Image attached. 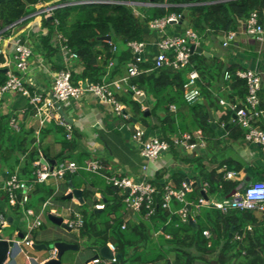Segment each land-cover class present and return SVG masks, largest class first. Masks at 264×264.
<instances>
[{
    "label": "trees",
    "instance_id": "obj_1",
    "mask_svg": "<svg viewBox=\"0 0 264 264\" xmlns=\"http://www.w3.org/2000/svg\"><path fill=\"white\" fill-rule=\"evenodd\" d=\"M50 0H0V32L7 34L10 25L23 20L37 10V5ZM59 0L56 3L65 2ZM115 3L79 4L60 7L54 10L51 17L43 16V25L48 32L42 37L50 60L56 53L52 43V35L58 31L63 36V43L78 55L83 64L80 74H72L75 81L82 79L91 83L115 79L122 75L120 67L126 61L134 60L142 70L153 67V61H139L129 43L143 41L148 22L152 18H161L170 14L184 15L187 25L206 36L208 31L214 34H224L238 28L240 20L248 19L253 12H257L260 21L264 23V0H117ZM129 1L138 3H155L153 6H136L142 13L137 15L135 7ZM111 34L117 39L113 43L101 40L100 37ZM116 47V50L113 49ZM118 63H115V60ZM5 55L0 51V86L7 78ZM112 62V71H108ZM197 70L200 74V99L189 103L184 97L185 75L188 70ZM237 65H224L212 57L197 52L191 55V64L185 69H174L164 66L151 71H142L128 78V98L117 96L120 101L131 106L133 117L137 118L146 128L151 127L148 118L153 115L159 120L153 128L162 133V138L172 143L171 137L194 129H201L208 143L209 153H220L223 139L218 129L225 124L230 137L244 138L245 130L232 120L233 112L225 110L220 122L214 127L210 120L208 107L221 110L220 97L236 102L244 100L248 89L246 81L236 75ZM226 71L231 77L224 78ZM215 81H223L229 90L226 95H215L213 87ZM133 87L142 90L154 99L150 115H145L141 103L134 99ZM262 97V96H261ZM263 99V98H262ZM207 102V104L204 103ZM174 104L176 111L171 109ZM264 107V104L262 103ZM128 122L131 118L124 117ZM0 131L4 140L8 139V147H0L1 159L14 160L15 164L22 159L16 153L23 155L22 173L29 172L33 178V163L38 158V148L52 162L54 159L69 157L65 152H73L77 147L78 135L67 137L64 126L53 124L41 131V141L37 143L33 129L21 128L13 130L8 117H0ZM55 131L62 151L51 159L42 148V139L48 132ZM175 148V146L173 145ZM79 155V154H78ZM79 157V156H78ZM196 171L192 191L186 194L188 200L196 201L203 195V186L208 183L207 194L226 197L231 194L242 181L227 179L228 169L219 171L223 164H233L230 158L224 159L214 169H207L204 158L193 156ZM79 164L82 160H77ZM106 164L105 160L101 159ZM107 165V164H106ZM81 174L80 182H73L78 188H83L85 203L81 206L84 225L79 231L78 239L90 249L99 252L108 243L115 246L116 252L122 254L119 264H216L209 256L216 255L217 264H264V211L257 215L255 210H231L222 213L220 210L204 207L196 215L198 229L195 230L188 222L181 221L178 211L182 206L174 199L170 209L161 210L156 203L155 213L147 216L144 208L136 216H131L126 208L120 190L109 184L99 175L87 171L66 175L68 179ZM162 175L157 174L154 183L161 189L164 181ZM186 179L182 173L172 176L173 186L180 188ZM200 181V183L198 182ZM95 188L97 189L95 191ZM95 192L107 200V207L103 211H95V207L88 204L99 202L95 200ZM32 195L39 196L41 202L54 196L63 201V194L54 193L53 187L45 183L35 186ZM161 197L159 196V200ZM102 201V200H101ZM83 208V209H82ZM20 211L19 207H16ZM1 212V208H0ZM170 217V221L166 219ZM126 228L123 229V224ZM234 227L233 232L231 228ZM209 230L211 237L207 238L204 231ZM239 236V237H238Z\"/></svg>",
    "mask_w": 264,
    "mask_h": 264
},
{
    "label": "crops",
    "instance_id": "obj_2",
    "mask_svg": "<svg viewBox=\"0 0 264 264\" xmlns=\"http://www.w3.org/2000/svg\"><path fill=\"white\" fill-rule=\"evenodd\" d=\"M58 1L59 0H50L48 2L40 3L36 6L37 10L41 9L42 6L46 4H52ZM142 5L153 6L156 4L139 3L137 6ZM135 13L137 15L141 14V8L138 9L135 7ZM42 18V15H34L32 13L18 22L9 30L7 34L0 32V51L6 57V62L3 64V66L7 67L6 69L12 71L15 70V64L12 58V37L16 35L21 36L33 49V55L29 61V70L26 75V79H28L27 88L29 95L23 93L7 94L1 110V116L9 118L13 113L24 110L25 112L23 114V118L21 119V128L33 129L34 131H36L39 126L40 116L36 114L34 107L30 104V96L35 93L48 95L52 89L54 76L61 69L70 70L74 75L80 74L83 70V64L79 58L71 56V51L63 43V36L58 31L54 32L52 35V43L56 48V53L50 60L47 50L42 43V37L48 32V28L43 25ZM246 21V19L240 20L236 30L225 32L221 35L214 34L212 31H208L206 36H201L199 34L201 37L199 46L203 47L204 51L207 52V57L217 59V61L223 63L224 65L233 64L237 65L238 69L251 68L258 71L262 76V89L260 91L262 106V103L264 104V37H259L247 32ZM187 28L191 27L187 25L185 19L183 23H170L166 28V33L168 35H182ZM145 31V37L141 42H144L146 45L141 54V58L142 61H153L158 51L157 42L160 38V34L151 29L149 25L146 27ZM230 32L234 33V37L229 41V45L225 46L224 41L227 39ZM133 62L134 60L126 61V63L120 67V70L123 72L122 75H116L115 79L104 80L120 81L121 87L116 88L117 96L128 98V79H123L127 77L128 67ZM115 63H118L117 59L115 60ZM112 70V62H110L108 71L111 72ZM189 72L190 70L185 73L187 79ZM76 82L79 84L90 83V81L82 79H78ZM228 91L229 90L225 87L223 81H215L213 87L215 95L224 96L228 93ZM143 93L145 94V92ZM225 97L221 96L220 98L230 101ZM133 98L136 99L135 96H133ZM120 102L126 106L125 111H127V115H132L131 106L122 101ZM60 103L69 119H72V123H70L62 118L65 123L62 126L65 127L67 132L70 130L72 134L76 133L78 135L76 149L73 152H65V155L69 157H66L63 160L68 159L78 162L77 160L79 159L82 160L81 164H84L86 161L93 159H103L105 160L107 164L106 166L110 172L121 176H128L134 180L144 178L154 180L156 179L157 174H161L162 177L160 181H172V176L175 173H182L186 177L185 180L194 182L195 178L199 175V172L196 171L194 162L191 160L193 156L204 158L203 161L209 170L218 167L219 163L224 159L230 158L234 161L233 164H223L224 166L219 168V171H223L225 169H228L227 171H236L237 176L233 180L245 181L246 179H249L247 185L251 182L264 180V152L262 148L258 144L247 142L245 137L241 139L230 137L229 132L224 128V123H222V127L218 129V134L223 139V143L221 145L222 148L226 147V149L223 148L220 153L208 152V143L203 135V140L205 142L204 146H200L195 150L172 147L170 150L164 151L155 161L149 162L147 168L144 169L143 167L147 164V162L140 154V145L133 138L137 127L133 121H126L122 116H119L111 106L100 102L92 95H85L80 99H68ZM140 103L143 110L148 108L150 111L153 107L154 99L150 95L146 94L145 102ZM221 106V110L211 108L215 117V124L220 122V118L224 115L225 110H227L226 106ZM262 109L264 111L263 106ZM148 120L152 125L144 130L145 137H161V131L157 128H153L155 124L159 123L158 118L151 115ZM232 120H234L233 115ZM53 124L57 123L52 120L42 129ZM258 125L264 128V112L258 121ZM197 130L201 129H194L191 132H195ZM1 134L2 133L0 131V147L6 148L9 144L8 139L4 140ZM42 148L48 153L51 159L62 151V145L58 142V136L55 131L48 132L43 136ZM16 153H18L22 159L19 164H15L13 159L9 161L2 160V153L0 151V213H4L8 220L7 226L0 230V236L4 239L13 240L16 244L11 248L8 258L4 264L26 263V257L21 250L23 246L18 243V241L24 237L26 231V221L24 220L22 213L16 209V207L9 205L8 197L3 190L4 182L8 178L9 173L17 172L25 179L31 178L27 176L29 175V172L27 174L22 173L24 158L18 151ZM54 161L55 164L61 162L62 160L54 159ZM33 170L34 169H32V173ZM81 179H83V176L78 174L73 176L71 179H68L66 176L57 179L51 178L46 184L53 187L55 195L59 193L66 195L70 192L71 185L77 187L74 183L80 182ZM96 190L97 189H95V191ZM229 196H231V194L226 197ZM215 197L217 199L226 198L221 196ZM95 200H98L99 202L94 204L90 203L88 205L95 208H102L106 204L108 205L107 200L105 201L104 198L102 199V195L99 192H95ZM47 201L48 207L43 214V225L34 234L36 246L34 245L32 249H29L30 253L38 257L40 261H43L47 257V252L43 250L41 246L46 244L47 241L60 239L68 242L83 244L78 239L79 232L72 229L71 231H68L67 229L58 226L67 232L64 235V233L62 234L58 230L54 229V226L57 225L49 219V214L68 218L73 210L81 212L82 204L75 198L67 200L63 198V201H61L56 199L54 196L49 197L44 202ZM44 202L39 200V196L31 195L28 206L32 207L36 212H40L43 208ZM261 212L262 211H256L257 215H260ZM129 213L131 216H136V214L131 211H129ZM46 218L48 222L46 221ZM37 245L40 246L39 249L37 248ZM98 253L99 252L90 249L88 246L87 250L82 254L79 252H69L66 254L65 262L67 263L65 264H84L87 259L94 257Z\"/></svg>",
    "mask_w": 264,
    "mask_h": 264
},
{
    "label": "built area",
    "instance_id": "obj_3",
    "mask_svg": "<svg viewBox=\"0 0 264 264\" xmlns=\"http://www.w3.org/2000/svg\"><path fill=\"white\" fill-rule=\"evenodd\" d=\"M115 3L117 0H67L61 3H52L42 6L41 9L35 11L34 15H42L51 17L54 10L60 7L79 5V4H94V3ZM129 4L136 7L139 3L129 1ZM151 4V3H150ZM135 9V8H134ZM180 14H170L161 18H152L148 25L154 31L160 34L157 42V54L153 59V67L142 70L134 61L128 67L127 80L131 76H135L142 71H151L154 68L169 66L174 69H185L191 64L192 51L190 44H200L201 37L197 31L192 28H187L182 35H168L166 28L170 23H177L181 19ZM21 21V20H20ZM18 21V22H20ZM17 22V23H18ZM17 23L10 25L7 28H13ZM247 32L264 37V23L260 21L257 12H253L246 21ZM234 37V33L230 32L224 45H229V41ZM12 58L15 64V70H8V78L6 82L0 86V117L3 108L4 100L9 93H23L28 94L26 75L29 70V61L33 55L32 47L24 41V39L16 35L12 37ZM113 42L110 41V44ZM133 52L138 55L137 59L142 61L141 54L144 51V42L129 43ZM116 50V47L113 46ZM71 56L78 58V55L71 52ZM236 75L246 81L247 95L244 100L236 102L220 99V104L227 107L234 114L238 124L245 130V140L250 143L258 144L264 152V128L258 125V121L263 115L261 106L260 91L262 89L261 74L251 68L238 69ZM231 77L229 71H226L224 78L227 80ZM200 74L193 69L188 74V79L184 84V97L187 102L195 103L200 99L201 89L199 85ZM120 81H103L100 83H77L70 70L61 69L54 76L52 89L48 95L35 93L30 96V104L34 107L39 118V126L34 135L37 143L41 141V131L48 122L54 120L59 125H64V121L55 100L63 102L68 99H80L85 95H92L100 102L107 104L119 115L128 117L124 112L126 106L123 105L116 95V88H120ZM135 94H142V90L135 87L132 88ZM172 110H176V106L172 104ZM24 110L15 112L9 117V125L15 131L21 130V119L23 118ZM67 137L72 138L70 130L67 132ZM134 140L140 145V154L146 160L147 168L149 162H153L164 152L170 150L173 145L177 148L187 150H195L200 146H204L203 133L201 130L195 132H185L181 135H173L171 137L172 143L161 137L146 138L145 132L136 127L133 135ZM38 158L33 163V178L25 179L17 172L9 173L5 180L3 190L8 197V203L12 207H19L24 220L26 221V231L24 237L18 241L23 246L22 252L26 257L25 264H41L38 257L30 253L35 245L34 234L43 225V214L48 207V201L43 203V208L40 212H36L28 204L35 186L39 183H48L51 178H63L66 175L76 174L79 171H87L101 175L105 181L120 190L123 195L126 208L132 213H140L144 208L147 210V216L155 213L156 203H159L161 210L170 209L174 199L183 203V206L176 211L181 221L188 222L190 219L195 220L196 215L200 213L202 208L210 207L220 210L222 213H228L231 210H255L264 211V180L251 182L243 190L237 191L233 195L217 199L215 196L210 197L207 194L208 183L203 186V193L207 194V198L202 195L196 201H190L186 198V194L193 189V183L190 180H184L180 188L173 186L171 180H166L160 189L154 183L153 179L134 180L128 176H121L112 173L108 170L105 163L100 159H93L86 161L84 164H79L73 160H62L59 163L53 164L49 158L43 153L41 148H38ZM237 172L229 170L226 173L227 179H235ZM159 196L161 199L159 200ZM64 222L74 231L79 232L84 225V216L81 212L73 210L68 218L63 217ZM170 221V217L166 219ZM196 221V220H195ZM8 220L4 213H0V230L7 226ZM123 229L126 228V223L123 224ZM207 238L211 237L209 230L204 231ZM239 237V236H238ZM113 253L116 252L115 246L112 243L107 245ZM57 253L56 248L48 250L47 258L55 257ZM46 258V259H47ZM116 261L115 258H96L89 264H109Z\"/></svg>",
    "mask_w": 264,
    "mask_h": 264
},
{
    "label": "water",
    "instance_id": "obj_4",
    "mask_svg": "<svg viewBox=\"0 0 264 264\" xmlns=\"http://www.w3.org/2000/svg\"><path fill=\"white\" fill-rule=\"evenodd\" d=\"M153 1V0H152ZM187 15V11L184 12V15L181 16V19L179 20V23H183V21L185 20V17ZM101 40L110 42V41H114L116 42L117 39L115 37H113L111 34L105 35L100 37ZM190 48L192 53L197 52V53H203L205 55H207V52L204 51L203 47L196 45L195 43L190 44ZM136 57H138V55H136ZM6 72L8 71V69H5ZM135 98L140 101V102H145L146 100V94L142 93V94H136ZM205 104H207L206 101H204ZM55 104L56 107L58 108V111L60 113V115L62 116V118L65 121H69L70 123H72V119H69L67 113L64 111L62 105L60 102L55 100ZM209 109V114H210V119L212 121V125L216 126L215 124V117L212 113V110L208 107ZM126 114L127 111H124ZM145 115H150V111L149 109H145ZM129 118H131V120L143 131L146 130V127L135 117H133L132 115H128ZM233 119H236V114H233ZM54 160L52 161V163L54 164ZM249 181V179H246L245 181H242L240 183V185L231 193V195H233L234 193H236L237 191H240L242 189H244L247 185V182ZM200 183V181H199ZM203 195L207 198V194L203 193ZM63 198L65 200L67 199H72L75 198L77 199L82 205L85 203V199H84V191L83 188H78L75 187L74 185H71V189L70 192L67 193L66 195L63 196ZM106 201V199H105ZM107 204L102 207V208H95L94 210L99 212L102 211L106 208ZM49 219L51 222H53L55 225L60 226L64 229H67L68 231H71V228L64 222L63 217L62 216H58V215H54V214H49ZM188 223L194 227L195 230L198 229V223L193 220L190 219L188 221ZM234 227L231 228V232H233ZM16 245L15 242L13 240H9V239H4L2 236H0V264H4L5 261L8 258L9 252L11 250V248ZM36 246V245H35ZM42 249L45 250L48 253V250H50L51 248H56L57 253L55 257H50L47 259H44L43 263L41 264H65L67 262H65V257L66 254L70 251H76L80 249V245L77 242H68V241H64V240H60V239H53L51 240L49 243L43 244L41 245ZM37 248L39 249L40 246L37 245ZM103 257L106 259H112L115 258L116 261L111 262L109 264H119V261L121 260L122 254L119 252H115L113 253L112 250H110V248L108 246H104L97 255H95L94 257L87 259L85 261L84 264H88L89 262H91L92 260L99 258V257Z\"/></svg>",
    "mask_w": 264,
    "mask_h": 264
},
{
    "label": "rangeland",
    "instance_id": "obj_5",
    "mask_svg": "<svg viewBox=\"0 0 264 264\" xmlns=\"http://www.w3.org/2000/svg\"><path fill=\"white\" fill-rule=\"evenodd\" d=\"M83 209V208H82ZM46 221L48 222V220H47V218H46ZM54 229H56V230H58L60 233H64V235L67 233V232H65L62 228H60V227H58V226H54ZM72 235V234H71ZM50 241H47V243H49ZM80 245V249L79 250H76V251H70V253L72 252V253H83L84 251H86L87 250V246L85 245V244H79ZM69 253V252H68ZM209 258L212 260V261H214V263H216L217 264V260H216V255H211V256H209Z\"/></svg>",
    "mask_w": 264,
    "mask_h": 264
}]
</instances>
